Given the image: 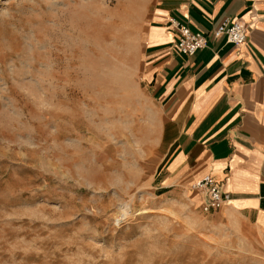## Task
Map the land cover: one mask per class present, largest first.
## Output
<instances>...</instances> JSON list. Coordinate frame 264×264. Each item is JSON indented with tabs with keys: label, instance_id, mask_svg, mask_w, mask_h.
I'll return each mask as SVG.
<instances>
[{
	"label": "rangeland",
	"instance_id": "1",
	"mask_svg": "<svg viewBox=\"0 0 264 264\" xmlns=\"http://www.w3.org/2000/svg\"><path fill=\"white\" fill-rule=\"evenodd\" d=\"M151 0H0V264H264L243 219L162 194Z\"/></svg>",
	"mask_w": 264,
	"mask_h": 264
},
{
	"label": "crops",
	"instance_id": "2",
	"mask_svg": "<svg viewBox=\"0 0 264 264\" xmlns=\"http://www.w3.org/2000/svg\"><path fill=\"white\" fill-rule=\"evenodd\" d=\"M148 14L140 80L165 143L155 190L203 212L206 197L191 186L209 175L231 199L206 213L239 217L264 242V0H151ZM170 18L204 34L206 47L181 55ZM225 20L246 26L242 45L214 38Z\"/></svg>",
	"mask_w": 264,
	"mask_h": 264
},
{
	"label": "built area",
	"instance_id": "3",
	"mask_svg": "<svg viewBox=\"0 0 264 264\" xmlns=\"http://www.w3.org/2000/svg\"><path fill=\"white\" fill-rule=\"evenodd\" d=\"M168 24L177 33L175 45L181 55L190 57L206 47L207 37L204 34L191 31L176 18H170ZM246 32L247 28L242 22L225 20L214 30L213 36L214 38L224 36L228 43L239 46L246 41ZM191 188L205 195L206 200L202 206L205 213L222 208L231 199L230 194L224 192L209 175L193 183Z\"/></svg>",
	"mask_w": 264,
	"mask_h": 264
}]
</instances>
